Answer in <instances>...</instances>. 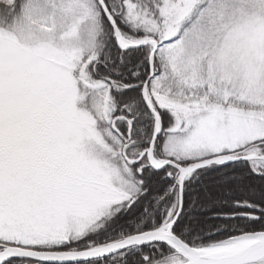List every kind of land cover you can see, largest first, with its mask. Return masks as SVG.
<instances>
[{"label": "snow or ice", "instance_id": "snow-or-ice-1", "mask_svg": "<svg viewBox=\"0 0 264 264\" xmlns=\"http://www.w3.org/2000/svg\"><path fill=\"white\" fill-rule=\"evenodd\" d=\"M0 264H264V0H0Z\"/></svg>", "mask_w": 264, "mask_h": 264}]
</instances>
